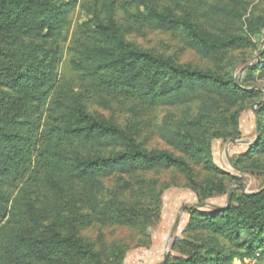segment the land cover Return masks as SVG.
Returning <instances> with one entry per match:
<instances>
[{
	"label": "trees",
	"instance_id": "obj_1",
	"mask_svg": "<svg viewBox=\"0 0 264 264\" xmlns=\"http://www.w3.org/2000/svg\"><path fill=\"white\" fill-rule=\"evenodd\" d=\"M169 2L170 4H166ZM246 0H0V264H125L124 241H85L91 224L136 230L149 247L171 188L184 179L200 205L239 181L218 167L212 144L238 139L246 104L258 136L234 163L264 173V55L238 83L234 55L253 51L264 27ZM80 7L70 51L76 80L61 76L63 41ZM124 13V22L117 19ZM178 34L206 67L180 63L128 39ZM126 106L123 125L102 111ZM171 109L155 126L167 149L140 142L142 109ZM111 183V186H109ZM164 264L264 260V189L222 208L189 207Z\"/></svg>",
	"mask_w": 264,
	"mask_h": 264
},
{
	"label": "rangeland",
	"instance_id": "obj_2",
	"mask_svg": "<svg viewBox=\"0 0 264 264\" xmlns=\"http://www.w3.org/2000/svg\"><path fill=\"white\" fill-rule=\"evenodd\" d=\"M90 0H80V2ZM130 1V0H127ZM249 4L247 14L259 15L264 19V0H246ZM166 4H170L166 2ZM91 18L86 12L78 7L71 16V28L63 41L64 60L61 68V76L66 80H76L75 74L70 67V58L72 52L73 38L77 32L79 25L87 22ZM117 19L124 22V13L119 11ZM128 39L134 42L137 46L143 49H149L156 53L172 56L180 63H192L198 66L206 67L204 63L195 52L188 49L180 35L168 34L164 32L142 31V33H131ZM264 55V27L262 33L257 40V48L253 51L238 52L234 55L235 62L232 71L233 77L239 82L245 78L247 69L261 61ZM257 89L264 87V76L258 77L253 81ZM260 100H264L263 96ZM257 105L246 104L244 110L241 112L239 118L240 131L242 136L238 139H217L213 141L212 152L214 163L222 170L228 172L236 177L239 181L228 182V194L222 195L216 193L212 198L208 199L204 204L200 205L194 192L185 187V181L179 176L171 174H159L161 181H168L171 188L167 189L163 195V206L160 222L149 228V235L151 237V245L149 247H142L139 245V239L136 230L122 228L112 225L91 224L81 228L80 237L85 241H97L103 237L105 241H124L129 245L125 259V264H164L168 255L171 253V244L174 237L181 236L185 228L189 215L186 208L199 206L208 209L222 208L228 203L230 192L232 195L246 193H256L264 189V173L251 169H240L236 167L234 160L242 154H245L250 145L254 143L258 136V116ZM103 115L113 117L119 123L126 125L130 116L126 106H113L112 110L102 111L98 109ZM171 109L155 108L142 109L139 108V115L137 118L143 124V134L139 137V141L145 142L149 149H167L168 146L162 141L155 132V126L159 124L162 118ZM234 140L236 143H232ZM261 165L264 167V157L261 159ZM111 186V183H109ZM243 189V190H242ZM232 199V197H231ZM254 259H245L240 261L236 259L234 264H251Z\"/></svg>",
	"mask_w": 264,
	"mask_h": 264
},
{
	"label": "water",
	"instance_id": "obj_3",
	"mask_svg": "<svg viewBox=\"0 0 264 264\" xmlns=\"http://www.w3.org/2000/svg\"><path fill=\"white\" fill-rule=\"evenodd\" d=\"M234 80H235L236 83H238V81L236 80V78H234ZM261 103H263V101H261L260 103H258V104H256V105L258 106V105L261 104ZM257 131H259V126H257ZM231 142H232V143H236V141H234V140H232ZM242 190H243V189H242ZM242 192H243L244 194H248V193H246L244 190H243ZM231 197H232V192H230V194H229L227 205L230 204V202H231Z\"/></svg>",
	"mask_w": 264,
	"mask_h": 264
},
{
	"label": "built area",
	"instance_id": "obj_4",
	"mask_svg": "<svg viewBox=\"0 0 264 264\" xmlns=\"http://www.w3.org/2000/svg\"><path fill=\"white\" fill-rule=\"evenodd\" d=\"M251 264H264V260L263 261H258V259L256 258V259H254L252 262H251Z\"/></svg>",
	"mask_w": 264,
	"mask_h": 264
}]
</instances>
